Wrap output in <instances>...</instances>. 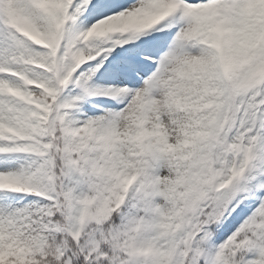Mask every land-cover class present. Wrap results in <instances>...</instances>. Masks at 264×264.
Segmentation results:
<instances>
[{
  "label": "snow or ice",
  "instance_id": "snow-or-ice-1",
  "mask_svg": "<svg viewBox=\"0 0 264 264\" xmlns=\"http://www.w3.org/2000/svg\"><path fill=\"white\" fill-rule=\"evenodd\" d=\"M0 264H264V0H0Z\"/></svg>",
  "mask_w": 264,
  "mask_h": 264
}]
</instances>
